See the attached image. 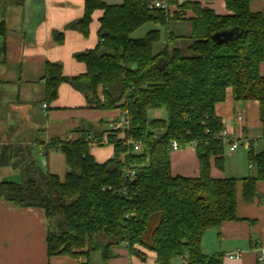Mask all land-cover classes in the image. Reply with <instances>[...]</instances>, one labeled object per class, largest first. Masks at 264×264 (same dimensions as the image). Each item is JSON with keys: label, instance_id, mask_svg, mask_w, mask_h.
<instances>
[{"label": "trees", "instance_id": "16d2710c", "mask_svg": "<svg viewBox=\"0 0 264 264\" xmlns=\"http://www.w3.org/2000/svg\"><path fill=\"white\" fill-rule=\"evenodd\" d=\"M153 1L84 0L82 17L68 25L82 34H88L93 10H103L97 45L75 54L86 71L65 76L59 63L45 66L44 102L55 99L58 85L66 82L82 94L87 106L123 111L127 127L122 136H106L113 146L110 158L97 162L90 153L92 144H103L106 132L92 125L78 129L76 140L52 138L44 145V154L49 149L62 154L67 167L63 179L43 170L28 146L0 144V168L11 166L21 174L18 182L0 180V198L43 210L47 256H83L80 264H93V253L107 260L114 256L113 247L125 244L132 254L140 255L137 247L154 252L155 264H223L221 253L202 252V236L238 219V183L243 200L251 202L257 183L264 181V151L252 146L247 158L254 173L239 179L210 175L211 158L218 169L224 167V142L216 136L223 123L214 108L225 99L227 88L235 100L258 102L264 134V14L250 11L252 0H223L229 11L225 15L184 0L179 7L194 13L187 18L190 54L185 56L171 47L178 37L173 33H166L165 45L157 52L153 48L161 39L159 29L139 39L130 37L147 22L166 27L169 20L184 18L150 8ZM10 2L23 0H0V5ZM223 30L234 34L214 41L212 35ZM5 34L1 18L2 47ZM149 109H163L166 119H150ZM128 137L141 143L139 151L126 144ZM172 139L179 149L194 148L198 176L172 174ZM125 169L134 171L131 181Z\"/></svg>", "mask_w": 264, "mask_h": 264}, {"label": "crops", "instance_id": "0c3cea01", "mask_svg": "<svg viewBox=\"0 0 264 264\" xmlns=\"http://www.w3.org/2000/svg\"><path fill=\"white\" fill-rule=\"evenodd\" d=\"M190 1L198 2L218 15L229 14L223 0ZM171 8L175 10V7ZM249 9L251 12L264 14V0H252ZM83 10L84 0H23L21 4L10 2L6 6L0 5V19H4L6 27L4 47L1 46L0 39V144L28 146L37 164L51 173L54 172L49 170L50 152L41 155L44 145L50 139L76 140L81 135L77 130L88 125L104 129L106 132L102 135L103 144H94V149L90 147L95 160L103 162L113 154L112 144L106 141L107 134L121 137L125 128L121 109L102 110L87 106L82 94L66 82L58 85L55 99L49 103L43 101L46 63H59L65 76H76L86 71L84 62L76 59L75 54L91 50L97 45V31L103 10L95 9L91 13L87 35L68 26L82 17ZM180 11L177 13L184 18L175 20L187 23L188 36L190 22L187 18L194 16V13L191 8H180ZM53 31L57 35L52 36ZM98 93L101 98L100 88ZM43 103L46 104L45 107ZM214 110L221 118L229 140L240 141L235 150L228 149L230 154H235L240 146L246 151L250 146L254 149L264 139L257 101L235 100L229 87L226 89L225 99L217 103ZM238 115L241 116L240 119L237 118ZM53 151L59 152L55 149ZM170 161L173 175L198 176V160L192 146L172 150ZM224 170V167L222 170L218 169L211 158L212 178L239 179L250 174L248 169L246 172H231L230 175L225 174ZM0 179L18 182L21 174L11 166H4L0 168ZM241 189V183H238V219L224 222L218 228L208 229L201 239L202 252L206 255L221 253L223 264H256V251L264 247V181L257 183V193L251 202L243 200ZM45 236L46 225L41 208L18 207L0 198V264L84 262L83 256H47ZM136 249L140 255L130 253L125 244H120L111 249L114 256L102 260L97 251L95 253L98 256L92 257V262L155 264L154 252L139 247ZM236 251H240L242 255L238 258L228 257Z\"/></svg>", "mask_w": 264, "mask_h": 264}, {"label": "rangeland", "instance_id": "374dc122", "mask_svg": "<svg viewBox=\"0 0 264 264\" xmlns=\"http://www.w3.org/2000/svg\"><path fill=\"white\" fill-rule=\"evenodd\" d=\"M107 2H117L120 3L122 0H106ZM187 23L182 20H171L167 24V28L164 26H161L159 24H154L152 22H147L143 24L141 27L133 31L130 35L132 39H139L142 38L148 31L152 29H159L161 32V39L159 42H157L154 45L153 50L155 52L161 50L165 45V35L167 31H170L174 33L175 35L181 36L180 38H177L175 41H173L171 47H178L181 51V53L185 56H188L190 53L187 50V46L190 43V40L187 38ZM148 117L150 119L152 118H163L166 119V113L163 109H149L148 110ZM90 147L94 149V144H92ZM54 149H49L50 152V169L55 174H57L61 179L64 178V174L67 171V167L65 163L63 162V156L60 152L55 153L53 151ZM254 150L257 152L264 151V139H261V142L259 141L255 147ZM43 152L41 153V155ZM42 157V156H41ZM224 157H225V174H231V172H246L250 170V173H254V169L248 165V158H247V151L243 148V146H240L239 149L235 154H230L228 152L227 142H224ZM44 160L46 159L43 158ZM42 159V160H43ZM248 175V174H247ZM1 180V179H0ZM95 256H98L97 253H93L92 257L95 258ZM93 258V260H94Z\"/></svg>", "mask_w": 264, "mask_h": 264}, {"label": "built area", "instance_id": "2783aa9c", "mask_svg": "<svg viewBox=\"0 0 264 264\" xmlns=\"http://www.w3.org/2000/svg\"><path fill=\"white\" fill-rule=\"evenodd\" d=\"M174 2H172V0H155L153 1L149 7L150 8H160L162 9L166 15L168 16H172L174 14V12H181L179 7V4L182 3L184 0H173ZM175 7V10H172L171 7ZM46 104L43 103V107H45ZM238 119L241 118L240 115L237 116ZM123 120L125 123V128L127 127V122H126V116L123 113ZM216 136L218 138H220L223 142H227L229 144V151H233L235 150L238 145L240 144L239 140L236 139H232V141L229 140V135L227 134V132L222 129L218 134H216ZM154 137H157L156 135H154ZM264 137V136H263ZM126 144L127 145H131L133 146V150L134 151H139L141 149V143L135 141L132 137H128L126 139ZM171 149L172 150H178L179 146L178 143L175 139L171 140ZM124 176L125 178L128 179V181H131L134 177V171L130 170V169H125L124 171ZM124 190V187L122 188V191ZM264 202V201H263ZM242 255V253L240 251H236L234 253H231L228 255L229 258H238ZM256 264H264V247H260L257 249L256 251Z\"/></svg>", "mask_w": 264, "mask_h": 264}, {"label": "water", "instance_id": "95a60500", "mask_svg": "<svg viewBox=\"0 0 264 264\" xmlns=\"http://www.w3.org/2000/svg\"><path fill=\"white\" fill-rule=\"evenodd\" d=\"M233 34H234V32L232 30L218 31L212 35V39L216 42H222L226 39L231 38L233 36Z\"/></svg>", "mask_w": 264, "mask_h": 264}]
</instances>
